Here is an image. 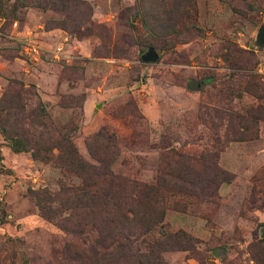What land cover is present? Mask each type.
<instances>
[{
	"label": "rangeland",
	"instance_id": "rangeland-1",
	"mask_svg": "<svg viewBox=\"0 0 264 264\" xmlns=\"http://www.w3.org/2000/svg\"><path fill=\"white\" fill-rule=\"evenodd\" d=\"M84 1L73 18L28 8L0 19V100L19 90L25 127L44 111L42 142L69 136L91 164L87 140L115 138L112 169L133 182L155 185L189 163L197 185L189 198L167 195L162 225L199 242L169 264H264V48L254 45L264 0ZM151 47L160 59L145 63ZM0 151V264H90V249L102 258L69 203L85 181L15 154L1 133Z\"/></svg>",
	"mask_w": 264,
	"mask_h": 264
},
{
	"label": "trees",
	"instance_id": "trees-1",
	"mask_svg": "<svg viewBox=\"0 0 264 264\" xmlns=\"http://www.w3.org/2000/svg\"><path fill=\"white\" fill-rule=\"evenodd\" d=\"M84 2V0H0V19L5 22L21 21L24 11L28 8L63 12L73 18L72 13ZM155 32L158 34V29ZM226 56L228 58V55ZM188 88L191 89L190 86ZM22 103L23 97L19 90H7L0 100V133L15 154L29 153L33 159L43 162L58 161L66 172L85 181L82 187L83 197L76 201L71 199L69 203L80 210L82 217L80 234L97 232L94 241L105 249L102 258L99 259L95 257L97 253L90 249V255H94V260L90 264H169L175 253L192 252L197 249L199 239L185 230L171 232L162 225L166 216L163 202L166 201L167 195L182 193L186 196L185 191L189 190L187 185H197L191 177L189 163L178 170L169 166L155 185L133 182L112 169L117 160V151L119 152L115 138L110 137L111 140L107 143L105 136L99 133L87 140L88 150L97 163L91 164L81 157L69 136L60 134L59 139L56 137L50 146L42 142L48 140L45 139L44 131H40V128L45 131L48 128L42 114L44 111L38 113V116H41L39 119L32 121L33 131L27 129L25 123L31 117L25 107L21 106ZM261 106L263 105H259L255 112L250 113H257ZM211 178L214 181L222 179L217 172ZM190 195L185 198H189ZM188 202L189 200L185 203ZM38 206L41 210L45 208L40 197ZM95 223L96 227H88L95 226ZM140 241L145 244L144 251L137 245ZM260 242L264 243V239ZM84 253L87 251L84 250ZM213 257L214 260L224 258L218 254H214ZM23 264L29 262L26 260ZM205 264L216 263L211 261Z\"/></svg>",
	"mask_w": 264,
	"mask_h": 264
},
{
	"label": "water",
	"instance_id": "water-1",
	"mask_svg": "<svg viewBox=\"0 0 264 264\" xmlns=\"http://www.w3.org/2000/svg\"><path fill=\"white\" fill-rule=\"evenodd\" d=\"M256 48H264V24L258 30L256 41L254 43ZM160 59L159 51L153 47L142 55V61L145 63H156Z\"/></svg>",
	"mask_w": 264,
	"mask_h": 264
}]
</instances>
